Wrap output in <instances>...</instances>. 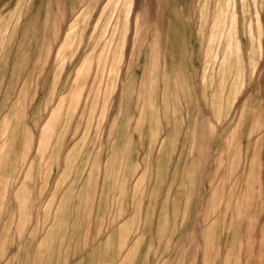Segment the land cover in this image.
Listing matches in <instances>:
<instances>
[{"label": "rangeland", "instance_id": "1", "mask_svg": "<svg viewBox=\"0 0 264 264\" xmlns=\"http://www.w3.org/2000/svg\"><path fill=\"white\" fill-rule=\"evenodd\" d=\"M55 204H124L146 264H264V0H0V264Z\"/></svg>", "mask_w": 264, "mask_h": 264}, {"label": "crops", "instance_id": "2", "mask_svg": "<svg viewBox=\"0 0 264 264\" xmlns=\"http://www.w3.org/2000/svg\"><path fill=\"white\" fill-rule=\"evenodd\" d=\"M121 205L119 220L114 224L108 219L103 224L94 222L100 231H92L91 215L83 213L90 209L83 208L76 218L68 205L55 204V230L45 241L49 249L46 253L43 249V257L35 264H146L145 260H154L155 237L141 233L135 212Z\"/></svg>", "mask_w": 264, "mask_h": 264}]
</instances>
